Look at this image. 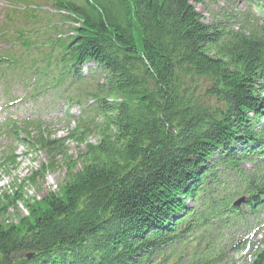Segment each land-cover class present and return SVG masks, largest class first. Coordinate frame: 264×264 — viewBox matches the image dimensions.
<instances>
[{"label":"trees","instance_id":"obj_1","mask_svg":"<svg viewBox=\"0 0 264 264\" xmlns=\"http://www.w3.org/2000/svg\"><path fill=\"white\" fill-rule=\"evenodd\" d=\"M44 1L73 35L36 58L19 32L25 49L0 58L2 76L30 57L36 100L83 85L80 69L95 64L102 85L90 97L102 123L97 144L71 158L64 140L30 122L21 140L8 121L13 140L55 152L66 173L41 202L0 199V264H226L214 236L264 212V25L239 13L206 23L195 6L213 0ZM90 133L70 139L83 144ZM53 168L54 159L35 176ZM18 202L27 215L5 219ZM253 264H264V249Z\"/></svg>","mask_w":264,"mask_h":264},{"label":"rangeland","instance_id":"obj_2","mask_svg":"<svg viewBox=\"0 0 264 264\" xmlns=\"http://www.w3.org/2000/svg\"><path fill=\"white\" fill-rule=\"evenodd\" d=\"M251 1L253 5L248 0H214L213 3L207 1L204 6L196 5L195 7L206 23L213 22L211 13L221 12V15L231 14L234 16L240 12L238 14L240 22H248L252 26L264 24V10L259 6H255V4H259L261 7L264 6V1ZM35 5L18 4L16 11L20 14H23L27 7L36 11L32 14L29 11L28 13L31 16L27 14L16 23L9 25L7 16L12 6L7 0H0V24H7L6 29L12 32V42L14 43L11 48L12 52L17 51L20 47L17 42V30L27 32V37H30L34 42L33 46L39 47L48 38L51 40H65L69 36V29L75 28V25L66 19L67 15L58 12L52 6V3L37 0ZM36 30L38 32H35ZM10 47L9 43L0 42V52L8 51ZM45 49L49 50L50 48ZM95 67L87 65L83 68V72L89 74L90 70ZM97 80L95 78L89 83L78 87V89L71 88V91L66 93L63 98L51 96L52 91L49 90L46 92L47 94L37 99L36 103L33 100L23 101L21 105L9 106L8 112L14 118V121L19 122L31 114L32 119H36L40 123L44 139L50 141L64 140L63 148L68 151V156L76 158L80 153L86 152V145H96L98 141V134L95 129L102 121L92 115L88 117V112L93 111V108L97 105L88 95L96 90ZM24 91L25 88L22 86L13 85L9 91V96L11 99L24 98ZM2 93L0 91V105L7 102ZM69 96L73 101L79 100L80 106H71ZM32 108L36 109L32 110ZM29 112L30 114H28ZM0 118H2L0 120L2 122L5 116H0ZM78 127H81V129H79V133L75 134ZM84 128L92 133L86 137L83 144L70 139L72 134H75V139L79 138L84 132ZM33 138L32 134L31 139ZM54 153L49 150L41 152L28 150L23 145L10 140L7 136L0 135V199L9 198L4 200L5 203L6 200L8 202L12 201V197L20 192L24 201L35 204L41 202L49 194H59L62 186H64L66 167L61 158H54ZM11 155L14 157V163L8 161ZM53 159V170L47 171L43 178L36 177L35 174L40 171L41 167L43 165L47 166ZM26 215L27 212L23 203L18 202L14 207L8 209L5 219L13 222L16 216ZM1 220L3 221L4 217ZM222 237L226 242L229 240V235H222ZM244 253L248 257L249 252L247 249L244 250ZM239 264L244 263L239 262Z\"/></svg>","mask_w":264,"mask_h":264},{"label":"bare ground","instance_id":"obj_3","mask_svg":"<svg viewBox=\"0 0 264 264\" xmlns=\"http://www.w3.org/2000/svg\"><path fill=\"white\" fill-rule=\"evenodd\" d=\"M49 90H52V89H48V91ZM46 92H47V89L40 97H43L45 94H47ZM258 228H259V230H258V232H256V234L254 236H258L259 237L262 234V231L260 230V227H258ZM246 258H247V255L241 259V262L244 263Z\"/></svg>","mask_w":264,"mask_h":264},{"label":"water","instance_id":"obj_4","mask_svg":"<svg viewBox=\"0 0 264 264\" xmlns=\"http://www.w3.org/2000/svg\"><path fill=\"white\" fill-rule=\"evenodd\" d=\"M28 258H31V256H28Z\"/></svg>","mask_w":264,"mask_h":264}]
</instances>
